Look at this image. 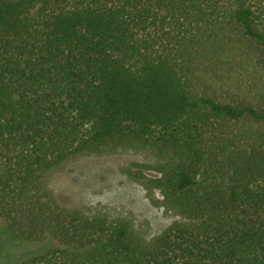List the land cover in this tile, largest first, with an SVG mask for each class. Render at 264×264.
<instances>
[{"label":"trees","instance_id":"1","mask_svg":"<svg viewBox=\"0 0 264 264\" xmlns=\"http://www.w3.org/2000/svg\"><path fill=\"white\" fill-rule=\"evenodd\" d=\"M118 146L157 156L152 238L48 184ZM3 229L8 264H264V0H0Z\"/></svg>","mask_w":264,"mask_h":264},{"label":"rangeland","instance_id":"2","mask_svg":"<svg viewBox=\"0 0 264 264\" xmlns=\"http://www.w3.org/2000/svg\"><path fill=\"white\" fill-rule=\"evenodd\" d=\"M157 156L146 147H113L77 155L55 170L48 184L58 201L88 213H103L110 218H126L146 238H152L176 218L174 212L153 204L142 180L128 174L139 165L154 175ZM159 195V192H155ZM7 229L0 231V264L13 261L20 244ZM50 239L29 243L23 248L36 250L50 244ZM23 250V249H22ZM31 253L25 250L21 256Z\"/></svg>","mask_w":264,"mask_h":264}]
</instances>
